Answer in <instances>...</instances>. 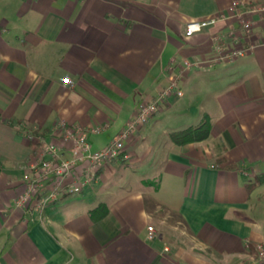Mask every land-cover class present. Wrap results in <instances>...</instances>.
<instances>
[{"label": "crops", "instance_id": "crops-1", "mask_svg": "<svg viewBox=\"0 0 264 264\" xmlns=\"http://www.w3.org/2000/svg\"><path fill=\"white\" fill-rule=\"evenodd\" d=\"M261 7L264 0H0V264L254 259L264 246V19L253 10ZM220 15L184 36L188 21ZM174 77L181 95L158 103L79 192L17 204L31 166L48 158L41 140L67 157L66 129L81 128L93 150L103 148ZM205 117L207 138L171 140ZM128 160L145 163V190L131 186L137 170L123 167ZM83 170L77 164L67 182ZM119 172L115 193L107 183ZM100 203L107 213L94 221L89 210Z\"/></svg>", "mask_w": 264, "mask_h": 264}, {"label": "built area", "instance_id": "built-area-1", "mask_svg": "<svg viewBox=\"0 0 264 264\" xmlns=\"http://www.w3.org/2000/svg\"><path fill=\"white\" fill-rule=\"evenodd\" d=\"M261 13L262 19H264V7L253 8ZM238 17H242L241 13L235 14ZM225 18L224 15L210 17L207 19L190 20L186 23L184 29V36L188 37L194 33L200 32L205 27L213 24L218 19ZM244 27L249 29L251 23L245 21ZM243 54L242 50H238L229 54H226V58H231L236 55ZM185 66H191L190 63L185 62ZM178 77H174L170 82L163 87L157 96L147 103L139 104L135 114L131 117L126 127L119 131V134L104 146L103 148L93 150L90 146V142L87 140V133L81 128L74 130L66 129V136L74 143L73 148L69 156H64L55 145L41 140V148L43 152L48 155V158H41L39 162L31 166V175H33L27 182L25 192L19 197L17 201L18 205H23L28 202L33 196L40 195V205L43 206L46 203L55 201L59 196L65 194L77 193L81 190L83 184L91 182L95 178L96 171L100 170L104 162L113 160L118 157L123 148L124 140L133 130L144 124L150 116L153 115L158 109V103H161L164 98L171 94L181 95V91L178 87ZM68 83V78L62 80ZM89 132H98L99 128L91 127ZM82 163L84 170L82 171V178H77L76 181L67 182L72 172L75 171L77 164ZM49 187H46L48 186ZM148 233L146 234L148 239L155 237V232L152 226H148ZM165 248V247H164ZM167 249V248H166ZM248 264H264V246L257 247V256L254 257Z\"/></svg>", "mask_w": 264, "mask_h": 264}, {"label": "trees", "instance_id": "trees-1", "mask_svg": "<svg viewBox=\"0 0 264 264\" xmlns=\"http://www.w3.org/2000/svg\"><path fill=\"white\" fill-rule=\"evenodd\" d=\"M210 123L208 118H203L199 124L193 127H188L180 131H175L170 134V138L174 143L178 144H184L189 143L193 141H200L209 136V130H210ZM220 160L226 161L223 156L220 157ZM236 164L234 163H228L226 167H235ZM264 180V178L261 179V177L257 178V182ZM107 206L104 203L98 204L95 208L92 210H89L90 218L94 221L99 220L100 218L104 217L107 213L106 211Z\"/></svg>", "mask_w": 264, "mask_h": 264}, {"label": "rangeland", "instance_id": "rangeland-1", "mask_svg": "<svg viewBox=\"0 0 264 264\" xmlns=\"http://www.w3.org/2000/svg\"><path fill=\"white\" fill-rule=\"evenodd\" d=\"M147 161H148V160H147ZM147 161H146V163H147ZM133 164H134V163H133L132 160H128V161H126V163L123 165V167H124V166H130V165L135 166V168H136V170H137L136 177L132 180V182H131L130 184H131V186L134 185V186H136V187H140V189H142V190H145L150 184L147 183L148 181H147L146 179L143 178V177H146V176H140V174H139V172H141V171H140L141 167H142L143 165H145V163L140 162V163H136V165H135V164L133 165ZM117 183H121V175H120V172H119L118 174H116L113 178H111V179L108 181L107 184H109V185H111L112 187L115 188V186L118 185ZM114 192L117 193V192H118V189L115 188V191H114ZM91 200H92V199H91Z\"/></svg>", "mask_w": 264, "mask_h": 264}]
</instances>
